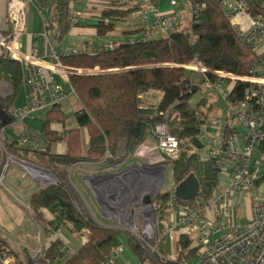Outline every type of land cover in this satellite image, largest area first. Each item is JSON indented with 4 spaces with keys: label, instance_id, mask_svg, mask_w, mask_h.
Listing matches in <instances>:
<instances>
[{
    "label": "trees",
    "instance_id": "1",
    "mask_svg": "<svg viewBox=\"0 0 264 264\" xmlns=\"http://www.w3.org/2000/svg\"><path fill=\"white\" fill-rule=\"evenodd\" d=\"M77 0H38L39 10L50 11L48 20H43L41 33L45 31L53 38L59 32L58 42L67 37L75 24L73 5ZM256 17L264 16V0H247ZM144 0H113L104 2L94 29L100 37L112 34L118 23L141 9ZM136 31L130 35L140 34ZM197 59L215 72L235 76H247L257 57L246 44L241 42L229 22L222 15L216 0H205L196 18L186 28H178L168 37L152 38L147 41L124 42L119 47L100 51L97 54L81 53L61 58V63L70 68L93 71L98 74L72 75L70 82L79 98L81 109L76 114L77 127L67 129L63 106L46 113L42 136L48 143L45 152L18 149L16 143L8 145V151L18 158H29L52 170L59 179L67 178L70 167L78 163H100L107 155L115 154L121 141L127 155L134 154L153 130L161 125L168 126L171 135L179 141L181 156L171 164L173 186L177 187L189 175L194 174L200 183V193L193 202L183 204L196 206L209 200L219 183V170L209 157L199 134L208 122V113L198 110L207 105L203 99L196 107L191 100L195 86L189 72L180 67ZM212 84L218 78L209 75ZM6 82L12 88L9 96H0V104L10 109L16 102L23 85V67L5 56L0 60V83ZM249 85L237 83L233 88V99H242ZM152 92L160 93L156 103L148 101ZM209 111L211 110L208 109ZM177 115L178 119L173 120ZM62 125L64 131L58 133L53 126ZM87 130L89 145L83 150L81 131ZM154 138V137H153ZM66 144V152L59 155L52 146ZM208 155V156H207ZM109 157V156H108ZM5 160L0 156L1 170ZM169 193H162L155 200L161 206L157 214L158 232L161 243L154 256L158 264H190L197 252L194 241L188 235H178L173 252L175 259L168 260L172 252L164 236V223L168 219L167 200ZM29 207L39 221L45 222L42 210L52 212L55 226L58 222L72 235L88 233V241L74 254L63 259L64 245L54 241L45 254L46 264H102L111 252L119 246L123 233L98 225L87 215L79 212L64 185L48 186L35 191L29 200ZM135 261L147 263V255L140 246L128 239L126 243ZM1 252L19 255L8 247L0 235ZM19 260V264H24ZM26 263L31 264L29 259ZM153 264V263H152Z\"/></svg>",
    "mask_w": 264,
    "mask_h": 264
},
{
    "label": "built area",
    "instance_id": "2",
    "mask_svg": "<svg viewBox=\"0 0 264 264\" xmlns=\"http://www.w3.org/2000/svg\"><path fill=\"white\" fill-rule=\"evenodd\" d=\"M186 1L190 4L193 20L205 0ZM216 1L233 31L241 42L255 53L257 60L249 74L243 77L212 71L197 59L180 66L202 76L208 87L219 90L228 104L229 114L224 121L217 119L213 123L207 122L198 137L219 170L217 188L208 201L194 207L177 200L175 188L166 191L169 193V216L164 223L162 237L172 246L168 257L170 261L175 259L173 245L178 235L184 233L193 239L197 248L196 256L190 264H264V16H254L247 0ZM170 6L175 9L179 4L177 0H170ZM31 8L36 9L42 16L33 0H7L4 10L0 12V60L7 56L22 65V89L25 90L21 107H17L15 102L7 110L0 104V156L5 160L2 170L0 169V187L4 188L10 161L32 166L35 181H39L41 175L38 167L11 155L8 145L14 142L18 149L40 153L45 152L48 147L41 133L28 130L19 138L12 139L9 129L14 124L24 123L55 107L64 106L71 98L79 101L71 85L70 76L100 73L98 68L86 71L66 67L61 63L62 57L81 53L97 54L103 50L117 48L124 42L158 38L163 33L180 28L185 20L184 11L176 10L164 14L157 6L144 1L139 12L144 22L142 34L123 41H112L100 47L60 48L59 32L55 31L51 38L44 26L45 46L34 47L27 52L23 46V38ZM73 22L83 23L79 17H74ZM244 22L248 23L246 27H243ZM209 75L218 78L216 83H211ZM237 83H246L249 88L242 99L232 100L233 88ZM0 88V96L12 94L8 83L1 82ZM3 88L8 92L4 93ZM174 119H178V116L174 115ZM235 121L240 128L234 124ZM152 133L155 145H141L134 155L153 162V171L139 180V194L146 192L142 198L149 197L152 190L153 203H146L142 210L133 206L140 196L134 191L125 206L123 201L118 202L113 205L115 210L109 212V217L116 221L111 229L120 230L127 240L135 241L145 251L146 261L153 259V250L155 251L161 243L157 223L161 206L156 205L154 200L166 193L164 168L166 164L178 161L181 156L179 141L170 134L167 125L157 126ZM147 210L149 211L146 213ZM50 238L51 244L63 240L57 234L51 235ZM127 248V245L120 244L102 264H121L122 255ZM45 254L46 251L38 250L34 255H30L29 259L34 264H46ZM73 254V248L64 242L62 258L67 259ZM0 264H19V259L13 253L0 250ZM135 264L142 262L136 261Z\"/></svg>",
    "mask_w": 264,
    "mask_h": 264
},
{
    "label": "crops",
    "instance_id": "3",
    "mask_svg": "<svg viewBox=\"0 0 264 264\" xmlns=\"http://www.w3.org/2000/svg\"><path fill=\"white\" fill-rule=\"evenodd\" d=\"M6 1L0 0V12L4 10ZM33 1L39 6L38 0ZM111 1L113 0H77L73 5V13L83 23L78 26H72L65 40L59 42L58 46L60 48L71 46L76 49H81L83 46L100 47L112 41H123L131 36L139 35H130L136 31H141L142 34L144 22L139 15V10L130 15L124 22L118 23L112 34L106 37L97 35L94 29L97 17L100 15L103 3ZM144 1L150 5L157 6L164 14H169L176 10L184 11L185 20L180 28H186L188 24L190 25L192 19L188 1V5L183 7L179 5L175 9L171 8L170 0ZM188 13H190V16ZM42 24L43 17L36 9L31 8L27 31L23 38V46L27 52L34 47L43 48L45 46L46 41L43 33H41ZM150 95L152 94L150 93L147 97L148 101L151 99L153 103H156L158 98L153 99ZM80 109V102L75 98H71L64 104L65 127L67 129L77 127L76 114ZM45 119L46 113L35 116V119H33L35 123L33 124H27L26 122L14 124L9 129V135L12 139H16L28 130L43 134ZM52 129L58 133L64 131L62 125L53 126ZM81 138L83 150L86 152L89 145V137L88 135L85 136L81 131ZM154 145L155 139L152 135L147 137L143 143V146L147 147H153ZM52 151L63 155L66 152V144H55L52 146ZM14 166L19 168H15L16 170L9 177L11 189L6 186L9 191L7 193L11 197L10 202H2L0 200V235L7 242L8 247L18 255V252L24 251L27 253L37 252L38 250L47 251L52 245L50 236L53 234L61 236L64 240L61 241L63 245L64 242L68 243L74 251L80 249L88 241L87 231L81 236H75L58 222L55 223L54 227L50 226L49 223L55 221V217L50 210L43 209L41 211L45 222L36 221L37 218L29 207L30 197L35 191L43 187L64 185L79 212L90 217L98 225L111 228L116 223L115 220L109 217V212L115 210L113 205L123 201L125 206L131 200L130 197L134 191H136L137 195H140L139 180L153 171L152 161L137 158L134 154L127 155L124 146L120 159L116 151L114 155H107V158L100 163H78L69 168L67 178L64 181L56 177V185H39L41 182L33 179L32 169H26L21 162H15ZM38 171L40 173L43 172L40 168ZM19 174L20 180H18ZM32 181L39 184L36 185ZM9 203H12V207ZM17 211H21L22 214ZM19 260L24 261L25 259L19 255Z\"/></svg>",
    "mask_w": 264,
    "mask_h": 264
},
{
    "label": "rangeland",
    "instance_id": "4",
    "mask_svg": "<svg viewBox=\"0 0 264 264\" xmlns=\"http://www.w3.org/2000/svg\"><path fill=\"white\" fill-rule=\"evenodd\" d=\"M118 1L126 2L127 0H118ZM177 2H178V4L181 7L188 5V2L186 0H177ZM188 14L190 16V13H188ZM50 15H51L50 11H43V13H42L43 20H48ZM185 24H186V22H185ZM247 25H248V23H246V22L243 23V27H246ZM188 26H189V24H188ZM172 32H174V31L163 33V34L159 35V37H167ZM189 78L193 82V84L198 87L197 91L195 92L196 95L191 100L192 106L196 107L203 99H206L207 100V105L205 107H203V108L198 110L199 114L205 115L206 113H208V118H209L208 122H210V123H213L217 119H221V121H224L226 119V117L228 116V114H229L228 113V104L224 101L220 91L217 90L214 87H208L206 85V83H205L204 78L202 76H200L199 74H197V73L189 72ZM1 88H0V91H1ZM3 92L7 93L8 90L3 88ZM151 94H152V95H150L151 98H153V99H157L158 98V100H159L160 93L152 92ZM24 99H25V90L21 89L20 94H19V96H18V98L16 100V106L17 107H21L23 105V103H24ZM150 101H151V99H150ZM210 108H211V110L209 111L208 109H210ZM33 119H35V117L28 119L26 121V123L27 124L35 123ZM234 124L236 126H238V128H240L237 121H235ZM8 132H10V131H8ZM82 133L85 134V136L88 135L86 129H83ZM125 142L126 141H121L120 145H119V148L117 149V154H118V158L119 159L122 157V150H123V146H124ZM206 150H207V148H206ZM17 159L23 160V161H25L27 163H31V165H34L33 167H38V168L43 170V172H41L42 174L40 175V178H39V182H41V183L39 184L38 182L35 183V182L32 181L34 184H36V185L37 184H39V185H56L58 176L52 170H50L47 167L43 166L41 163H38L37 161L29 159V158H25V157L18 158L17 157ZM14 164L15 163H13L12 161L9 162V165H8V168H7L6 174H5V182H4V184H6V186L9 187V188H10V186H9V177L11 176L12 172H14V170H16L15 168H19L17 166H14ZM22 165L24 167H28L29 169L32 168V166H28V164H26V163H22ZM165 166H166V184H165L164 191L166 192V191H169L170 189L176 188V187L173 186L172 166H171V164L169 163V164H166ZM32 170H33V168H32ZM18 177H19L18 180H20V174H19ZM7 187L6 188L0 187V200L2 202H10V198L11 197H10V195H8L9 191L7 190L8 189ZM150 191L152 192V194L149 197L148 196L147 197H148L149 201L151 203H153V191L152 190H150ZM151 192H149V193H151ZM144 194H146V192H143L139 196V198H138L139 200H137L136 203L133 204V206H136L137 208H139L141 210L144 209V205L146 204V198H147V197H143L142 198V196H144ZM9 204L12 207V203H9ZM148 211L149 210H147L146 213ZM17 212L22 214L21 211H17ZM244 213H242V214H244ZM36 221H38V219ZM126 241H127V238L124 235H122L121 238H120V243L122 245H126ZM194 245H195V243H194ZM155 252L156 251L153 250V259L151 258V260L146 261L147 263L158 264L157 260H156V258L154 256ZM18 253H19L20 257L22 256V258L25 259L23 261V262H25L27 259H29L28 257H30V255H34L36 252L27 253L26 251H24V252H18ZM121 261H122L121 264H135V262H136L128 248H127V251H125L124 255H122ZM29 262L31 264H34L31 261V259H29ZM24 264H28V263L25 262Z\"/></svg>",
    "mask_w": 264,
    "mask_h": 264
},
{
    "label": "water",
    "instance_id": "5",
    "mask_svg": "<svg viewBox=\"0 0 264 264\" xmlns=\"http://www.w3.org/2000/svg\"><path fill=\"white\" fill-rule=\"evenodd\" d=\"M198 87L194 86L192 92L195 93ZM166 169V168H164ZM200 193V183L194 174L189 175L183 182L175 188V196L180 202H193ZM150 201L146 199L148 204Z\"/></svg>",
    "mask_w": 264,
    "mask_h": 264
},
{
    "label": "bare ground",
    "instance_id": "6",
    "mask_svg": "<svg viewBox=\"0 0 264 264\" xmlns=\"http://www.w3.org/2000/svg\"><path fill=\"white\" fill-rule=\"evenodd\" d=\"M146 208H148V207H146Z\"/></svg>",
    "mask_w": 264,
    "mask_h": 264
}]
</instances>
